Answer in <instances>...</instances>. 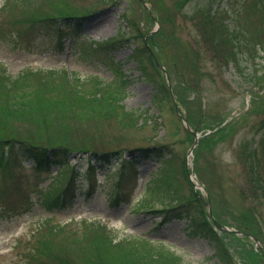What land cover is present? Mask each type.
I'll use <instances>...</instances> for the list:
<instances>
[{
	"label": "rangeland",
	"instance_id": "rangeland-1",
	"mask_svg": "<svg viewBox=\"0 0 264 264\" xmlns=\"http://www.w3.org/2000/svg\"><path fill=\"white\" fill-rule=\"evenodd\" d=\"M56 1L0 0V100H4L3 83L9 85L8 75L20 78L26 72L52 68L76 72L81 78L98 76L105 82L117 83L124 76L125 97L118 115L109 119H73L76 134L66 142L73 147L81 137L80 145H84L85 139L92 137L89 147L95 150L155 143L165 146L168 152L164 160L140 161L135 176L121 181V192L117 194L121 197L125 192L128 202L121 198L120 204H112L117 184L109 181L110 177L103 178L105 169L96 170V179L89 180L85 174L77 178L75 186L81 190L74 205L54 213L36 199L37 190L43 189L51 176L30 168L29 161L15 167L20 177L17 187L21 189L6 207L0 200V264H25V255L39 231L47 234L50 227L57 225H64L66 232L78 231L80 226L75 223L83 219L99 222L116 240L129 235L153 239L145 247L165 248L186 264H222L219 245L216 248L212 241L192 234L186 220L174 219L158 226L160 212H144L143 204L160 205L147 200L143 193L149 171L158 166V161H164L167 167L177 202L186 201L191 189H199L207 216L210 207L214 218L229 229L215 227V237L230 254L232 264H264V195L256 196L250 190L240 146L241 141L264 135V48L251 50L253 58L244 51L237 64L233 60L225 63L223 52L212 49L200 16L192 13L193 2L181 6L183 0H63L65 10L74 7L89 12L73 43L62 38V46L58 43V28L62 25L67 32L69 27L59 19L28 23L31 36H23L7 23H13L18 13L50 10V14H56L59 10L52 9ZM218 1L226 11L220 10L217 18L264 43V11L250 10L255 0ZM6 3L12 5L2 10ZM127 29L126 38L113 43L110 52L90 46L91 41H108L116 32ZM8 38L20 44H12ZM141 41L148 45L144 54H150L159 65L150 63L145 56L138 61L139 68L136 66L130 54L133 45ZM118 85L112 89L120 98L123 92ZM83 86L90 88L89 82ZM30 89L25 86L24 94ZM99 99L104 102L105 97L101 95ZM24 118L0 111V134L18 136L31 131V122ZM224 123L225 133L221 129ZM194 133L200 137L186 162ZM85 158L83 154L71 161L85 162ZM187 167L199 179L198 186L193 185ZM113 170L117 172L118 166ZM89 181L93 187L87 194ZM5 185L0 179V189ZM138 199L141 205L135 202ZM190 207L198 211L200 204ZM72 248L76 250L75 245ZM67 255L64 250L61 258Z\"/></svg>",
	"mask_w": 264,
	"mask_h": 264
},
{
	"label": "trees",
	"instance_id": "trees-1",
	"mask_svg": "<svg viewBox=\"0 0 264 264\" xmlns=\"http://www.w3.org/2000/svg\"><path fill=\"white\" fill-rule=\"evenodd\" d=\"M183 1L184 3L179 1L181 6H184L186 2H193L192 13L200 16L202 24L206 28L204 33L207 35L212 49L219 48L223 52L225 63L228 60H233L237 64L238 57L244 51H249L248 55L252 57L251 50H256V47L264 48V43H261L259 38L248 36L246 30H238L235 26L229 27L222 19L217 18L220 10L226 11V8L219 7L220 1ZM9 5L12 4L6 3L2 10ZM52 9L59 11L56 14H50V10L46 12L36 10L24 15L18 13L14 16L13 23L8 21L7 23L15 27L17 32L23 36H31V31L27 27L28 23L32 24L40 19H59L61 23H66L69 29L65 32L62 25L58 28L60 38L58 43L60 46L63 45L62 38L69 39L73 43L75 37L80 33L89 11L74 7L71 10H65L63 0H57ZM250 10L258 13L264 11V1H253ZM120 39L123 38H111L97 44L91 41L90 46L92 44L93 48L102 47L105 50H110V46ZM8 40L12 44H20L12 38H8ZM147 47L148 45L141 41L132 50V55L135 58L132 57L137 61L138 67L140 60H144L145 56L147 61L155 63L150 54H144L148 50ZM236 67L240 69L238 65ZM31 72L24 73L20 78L8 75L6 79L9 81V85L3 83L6 88L1 91L4 100H0V111L2 113L8 111V114L14 118L26 117L24 120L30 121L33 126L31 131L18 136L0 134V179L6 184L0 189V200H3V207H6L12 196L21 189L17 187L20 177L15 171V167L19 166L23 160L31 161L34 170L47 173H50L52 167L57 166L48 184L43 189L37 190L36 199L46 210L60 211L73 206L79 194L74 190L77 178L85 174L90 180L91 177H94L96 165L104 169L113 157L117 158L114 164H119V170L112 173L114 168L108 165L103 177L108 176L110 181L114 180L117 184L116 189H118V185L123 179L128 180L133 173L135 174L134 170L140 161L154 160L156 162L165 159V154L168 152L164 150L165 146L155 143L148 146H134L130 152L131 158L125 161L120 156L125 150L121 147L110 149L99 147L97 150L90 148L89 144L94 140L92 137H87L84 142L82 141L84 145H80V137L79 142L72 147L66 140L76 134V125L72 121L73 119L80 121L100 117L109 119L118 115L117 110L122 108V104L118 105L119 96H117L116 89H112L116 84L104 82L97 76L81 78L75 72L68 75L65 70L52 68ZM86 82H89L90 88L83 86ZM123 84L124 80L117 87L123 90ZM25 86H31L28 94L23 92ZM161 90L163 88H160L159 91L162 93ZM101 95L105 97L104 102H99ZM55 126L58 127L56 130H54ZM226 126L227 123H224L221 127L224 130L223 133L226 132ZM54 139L57 142H48ZM63 139L64 141H62ZM240 146H242L241 159L247 168L250 190L256 196H263L264 135L252 140L241 141ZM75 152L79 156L87 154L84 164H82L83 161H81L82 163H70L69 160ZM158 163L156 168L149 171L150 178L143 193H146L147 200L160 205L146 207V204H143L145 205L142 207L144 212L146 210L160 212L158 226L174 219L186 220L192 234L212 241L216 248L219 245L218 251L222 264H232L233 259L226 248L217 243L215 229L208 221L205 209L201 205L199 193L191 189L186 201L177 202L178 199L170 187L167 167L165 168L164 161H158ZM113 174H115V179ZM94 179L96 178L94 177ZM92 187V183L89 181L86 187L87 194L90 193ZM141 201L137 204L141 205ZM120 202L119 195L112 199V204H120ZM29 204L31 206L33 203ZM192 204H200L198 211L191 209ZM15 210L16 207H14V212ZM75 226H80V230L66 232L63 228L64 225H57L56 228L50 227L47 234L39 231L33 247L25 255L27 261L25 264H185L180 260V257L166 251L165 248H155L153 245H149L151 247L149 250V247H145V244L154 241L153 239L129 235L116 240L111 237L109 231L102 228L99 222L86 219L75 223ZM92 228L99 229V232ZM91 231H93L92 234H90ZM142 241L143 243H140ZM73 245L76 246V250L72 248ZM158 245L161 246V244ZM64 250H67L68 255L61 258ZM55 256H58L57 261L54 260Z\"/></svg>",
	"mask_w": 264,
	"mask_h": 264
},
{
	"label": "water",
	"instance_id": "water-1",
	"mask_svg": "<svg viewBox=\"0 0 264 264\" xmlns=\"http://www.w3.org/2000/svg\"><path fill=\"white\" fill-rule=\"evenodd\" d=\"M196 141H197V140L195 139L194 144L196 143Z\"/></svg>",
	"mask_w": 264,
	"mask_h": 264
},
{
	"label": "bare ground",
	"instance_id": "bare-ground-1",
	"mask_svg": "<svg viewBox=\"0 0 264 264\" xmlns=\"http://www.w3.org/2000/svg\"><path fill=\"white\" fill-rule=\"evenodd\" d=\"M139 123V122H136V124Z\"/></svg>",
	"mask_w": 264,
	"mask_h": 264
}]
</instances>
